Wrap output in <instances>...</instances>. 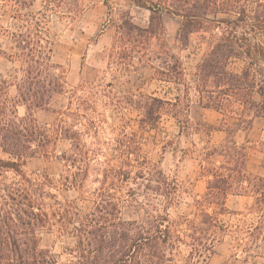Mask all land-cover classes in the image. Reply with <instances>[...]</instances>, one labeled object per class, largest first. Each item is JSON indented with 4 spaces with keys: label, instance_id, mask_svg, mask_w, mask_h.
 I'll return each instance as SVG.
<instances>
[{
    "label": "trees",
    "instance_id": "1",
    "mask_svg": "<svg viewBox=\"0 0 264 264\" xmlns=\"http://www.w3.org/2000/svg\"><path fill=\"white\" fill-rule=\"evenodd\" d=\"M134 1L150 11L149 22L140 25L131 16L124 18L118 24L113 50L131 60L128 67L134 65L136 56L177 89L185 86L187 93L184 98L178 93L174 100L152 96L162 104L158 106L142 101L140 109L147 116L142 119L144 126L153 124L149 115L156 120L169 111L164 104L171 105L183 129L188 126L185 115L190 86L185 83L180 56L167 43L164 14L181 18L177 38L184 46L195 32L221 29L197 66L194 84L199 104L222 114L219 130L226 133L219 147L206 152L202 172L208 176V185L202 199L196 200L197 211L193 216L172 218L164 210L149 222L125 217L124 211L136 195L131 182L147 176L133 162L140 150L137 134L125 133L118 139L115 158L98 160L99 150L89 148L84 130L76 124L77 119L87 117L89 107L76 91L52 124L40 122L36 111L48 107L63 92L64 80L53 69L51 42L42 22L23 12L33 0H0V7L15 8L14 18L22 21L16 31L1 28L2 34L10 36L12 52L8 54L0 46V59L7 55L18 65L12 74L15 98L8 96L9 81L0 80V150L7 155L0 157V264H175L180 245L188 246L193 258L206 259L227 235L233 237L236 251L221 264H264V177L249 173L248 141L236 140L239 131L248 132L255 119L264 118V0ZM233 58L245 61L241 71L229 68ZM76 97L79 102L74 108ZM18 105L25 107L24 115L18 114ZM60 139L69 141L70 148L57 155L63 162L58 177L25 170L28 158L49 155ZM216 155L222 158L220 164L213 160ZM92 172L98 185L89 192L92 206L81 215L76 201L60 197V192L85 193ZM150 174L149 181L156 183L150 185L174 202L172 193L164 188L170 185L165 174ZM172 183L177 189L175 181ZM249 190L255 194L253 210L259 217L245 227L229 229L205 207H224L231 194ZM53 230L68 240L63 246L64 260L43 245L44 234Z\"/></svg>",
    "mask_w": 264,
    "mask_h": 264
},
{
    "label": "rangeland",
    "instance_id": "2",
    "mask_svg": "<svg viewBox=\"0 0 264 264\" xmlns=\"http://www.w3.org/2000/svg\"><path fill=\"white\" fill-rule=\"evenodd\" d=\"M23 12L42 22V29L51 42L53 69L62 75L65 84L63 92L56 94L48 107L36 111L38 120L52 124L59 112L69 106L71 94L76 91L89 104L87 117L77 119L76 124L84 130L83 138L89 148L99 150L98 160L103 161L106 156L115 158L118 139L123 138L125 133L137 134L140 150L133 162L138 168H144L147 176L131 182L136 195L124 211L125 217L149 222L155 214L164 210L172 218L193 216L197 211L196 200L202 199L208 185V176L202 172L206 152L219 147L226 137V133L219 130L223 125L222 114L201 106L194 90L197 66L220 35L221 29L214 27L209 31L195 32L190 36L189 44L184 46L177 38L181 18L164 14L167 43L180 56L185 69V83L190 86L188 110L185 111L188 126L186 129L181 127L183 123L179 122V116H175L169 104H164L169 111H163L156 120L149 115L148 121L153 124L144 126L142 119L147 116L140 109L142 101L147 100L150 106H158L162 104L155 102L152 96L174 100L178 93L183 98L187 95L185 86L180 85V89H177L173 82L163 80L164 77L153 67L139 62L136 56L132 63L134 65L128 67L127 63L131 60L123 57L121 51L113 50L118 24L131 16L136 23L146 25L150 17L148 9L137 5L134 0H63L60 3L33 0V4ZM14 13L15 8L0 7V46L8 54L12 52L10 36L2 34L1 28L10 31L18 29L17 24H22V21L14 18ZM220 18L230 19L226 16ZM6 56L0 59V80L9 81L8 96L15 98L17 91L12 84V74H15L18 63ZM244 65V60L233 58L229 68L241 71ZM74 102L75 108L79 102L77 97ZM17 110L19 115L25 114L23 105H18ZM79 110L83 113L81 107ZM236 140L239 143L248 141L249 173L264 177V118L255 119L248 132L239 131ZM69 148L70 142L60 139L50 149L49 155L28 158L24 168L30 174L47 172L58 177L63 162L57 155ZM0 157L5 158L7 155L0 150ZM213 160L220 164L222 158L216 155ZM95 161L96 156L93 165H96ZM157 171L167 177L170 185L164 188L172 193L174 202H168L166 195L157 193L154 186L150 185L156 184L149 181L150 172ZM94 176L92 172L83 194L75 190L60 192V197L76 201L81 215L92 206L89 192L98 185ZM174 181L177 189L172 183ZM254 203L255 194L249 190L231 194L224 207L218 204L205 207L215 213L229 229H233L236 226L245 227L258 219L259 214L253 210ZM67 244L66 236H60L56 230L44 234L43 245L59 254L62 260L67 256L63 249ZM235 251L233 237L229 235L217 244L215 253L206 259L198 256L193 258L190 248L180 245L175 251V264H221Z\"/></svg>",
    "mask_w": 264,
    "mask_h": 264
}]
</instances>
